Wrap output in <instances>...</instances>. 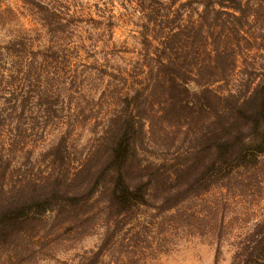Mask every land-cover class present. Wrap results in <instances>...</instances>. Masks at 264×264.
I'll list each match as a JSON object with an SVG mask.
<instances>
[{
    "label": "rangeland",
    "instance_id": "rangeland-1",
    "mask_svg": "<svg viewBox=\"0 0 264 264\" xmlns=\"http://www.w3.org/2000/svg\"><path fill=\"white\" fill-rule=\"evenodd\" d=\"M203 1L0 0V109L13 116L2 129L11 121L32 134L12 165L53 171L51 149L62 136L68 158L87 152L108 98L136 84L145 51L156 58L159 29L173 18L199 21ZM254 12V45L237 56L229 81L214 85L222 93L263 73L264 3ZM147 199L120 214L102 201L77 213L49 211L34 233L0 250V264H242L249 251L250 263L262 264L264 153L178 202Z\"/></svg>",
    "mask_w": 264,
    "mask_h": 264
},
{
    "label": "trees",
    "instance_id": "trees-1",
    "mask_svg": "<svg viewBox=\"0 0 264 264\" xmlns=\"http://www.w3.org/2000/svg\"><path fill=\"white\" fill-rule=\"evenodd\" d=\"M202 3L199 21L180 25L173 18L174 26L159 29L156 58L145 51L136 84L108 98L87 152L68 158L65 137L59 139L51 149L57 171L30 161L12 165L16 153L29 151L32 134L11 121L4 132L13 116L0 109V250L34 233L49 211L77 213L102 201L120 214L152 194L178 202L264 153V65L257 81L245 78L236 91L214 86L229 81L237 56L254 45L249 17L264 0ZM15 88L17 96L22 87ZM253 252L242 264L253 262ZM258 258L264 264V250Z\"/></svg>",
    "mask_w": 264,
    "mask_h": 264
}]
</instances>
